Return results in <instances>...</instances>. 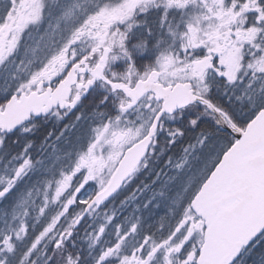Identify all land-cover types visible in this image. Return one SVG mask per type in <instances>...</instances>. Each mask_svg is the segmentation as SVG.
Segmentation results:
<instances>
[{"label":"snow or ice","instance_id":"6c2138e0","mask_svg":"<svg viewBox=\"0 0 264 264\" xmlns=\"http://www.w3.org/2000/svg\"><path fill=\"white\" fill-rule=\"evenodd\" d=\"M51 3L55 9L49 7L48 0H0V100L10 99L20 88H31L40 78L55 77L59 83L74 66L78 69L73 73L78 89L76 98L68 105L70 112L59 114L55 132L50 133L47 126L39 135L26 131L23 142L17 141L7 151L10 134L19 121L5 126L9 135L0 143V167L5 172L0 175V264H155L158 258L162 264H171L173 249H168L167 254L161 252L167 241L149 247L153 233L140 235L144 223L140 217L163 220L162 213L167 212L168 205L165 189L169 187L168 181L175 178L170 173L183 169L193 154L204 155L214 139L212 130L228 133L230 127H235L239 119L237 108L250 110L253 119H264V43H257L243 54L232 48L218 49L213 54L204 45L198 50H193L190 43L178 46L176 37L190 41L199 31L201 21L207 19L189 10L197 5V0H134L131 4L125 0H85L84 4L79 0H51ZM114 10L123 14H113ZM29 41L44 43L39 59L29 58ZM32 51L35 53V49ZM177 61L182 67L176 68ZM25 64L31 68L22 72ZM173 80L193 83L177 82L173 86ZM28 98L30 94L22 100ZM145 99H154L159 106L142 104ZM39 111L47 112L48 107ZM89 115L93 126L87 129L91 141L86 153H77L75 159L71 153L67 154L72 162L69 167L75 166L73 189L78 194L73 196L68 191V181L73 177L65 174L67 161L45 153L52 161L49 165L35 148L37 143L51 145L55 141L58 145L64 137L76 135L80 122ZM166 121L170 125L158 131ZM122 124L127 131H120ZM110 130L120 146L138 141L137 162L147 155L148 147H154V155L143 160V171L148 170L152 159L156 160V171L152 173L156 179L149 190L160 200L138 201L139 217L123 231L122 225L112 218L111 225L116 228L110 239L104 227L99 228L100 235L93 237L89 233V258L85 260L83 250H76L77 235L68 228L59 231L56 222L77 207L87 213L93 205L107 208L114 200L129 199L131 185L122 191L119 181L93 198L97 184L90 181L96 180L107 166V161L102 155L97 157L95 150L100 145L115 147L107 135ZM161 136L166 140L165 146H153V138ZM50 151L54 153L57 149L51 147ZM89 161L98 167L89 164L85 169ZM133 173L138 174L134 177L138 183L143 172L136 163L124 175ZM54 184L58 185L51 199L54 218L46 224L41 217L50 211L48 189ZM41 188L44 199L40 214L31 223L30 208L37 204L32 199L33 192L39 194ZM66 196L71 199L55 215L57 202ZM154 207L155 214L151 215ZM87 220L84 215L75 224L82 228ZM102 235L105 243L98 245ZM232 264H264V231L238 248Z\"/></svg>","mask_w":264,"mask_h":264},{"label":"flooded vegetation","instance_id":"af4514ba","mask_svg":"<svg viewBox=\"0 0 264 264\" xmlns=\"http://www.w3.org/2000/svg\"><path fill=\"white\" fill-rule=\"evenodd\" d=\"M206 5L204 8L206 9V14H208L207 19L210 21L216 20L217 26L222 27H232L235 28L238 32V39L241 43L245 42V33L246 30L245 22L250 21L254 24L258 22L262 24V19H257L254 14L246 15L249 11H246V1L245 0H201ZM198 2L197 5L189 10L194 12L196 15H199L198 12ZM132 2L130 1L129 4ZM259 8L264 12V1L260 0ZM55 5L51 6L50 8L55 9ZM116 8L118 5L115 6ZM241 11H244L242 13ZM235 14L236 17L229 18L228 15ZM264 19V17H263ZM140 23V22H139ZM222 35H226L228 40H231L233 35H229L228 32H221L217 33L216 35H205L199 36V31L188 39L181 40L180 38L176 37V43L179 46L180 44H189L191 45L193 50H198L199 43L203 45H207L212 47L214 44H218L220 41V37ZM31 44V48L29 49L28 56L29 58L36 60L39 59L43 55V49L45 47L43 42L37 44L36 41H29ZM32 49H35V53H33ZM209 51L214 53V49H210ZM148 63V62H145ZM182 65L179 61L176 63V68H180ZM31 68L30 64H25L22 67V72H26L27 69ZM72 74L77 73L78 69L74 66L72 69ZM71 72L68 76H66L63 80L59 83L55 82V77L48 79L47 77L40 78L35 85H32L31 88H20L16 92L13 93L12 97L8 100H0V109L4 110L6 104L12 99L15 98L19 101L25 95L34 94L38 97V107H37V115H39V121H36V117H31V120L28 124L22 126L18 131L16 130L13 137V144L17 145V141L23 142V136L27 133L39 135L42 128L45 126L48 127L49 132L53 133L59 127V114H67L70 112V107L68 105L71 104L72 100L77 94V87L74 84L70 90V83H71ZM171 79V78H170ZM184 83V84H192V80H183V81H176L173 80V86L175 83ZM71 94V96H70ZM2 95V93H0ZM55 101V102H53ZM61 102H64V106H61ZM153 104V106H159L158 102L154 99H145L142 101V104ZM49 107L51 110L50 112H41L39 111L42 107ZM194 111V106L192 107ZM151 110L149 109L148 112ZM148 112L145 113V116H148ZM128 128L126 125L122 124L120 127V131H127ZM165 130V123L164 128L158 129V131ZM108 137L113 140L115 147L108 146V145H100L97 147L96 155L97 157L103 156L104 159L107 161V166L101 170L99 177L90 182H94L97 184V188L93 193L94 196L98 195L101 191H103L112 180L113 175L117 171L122 159L124 158L125 154L128 150L132 149L137 142L132 143H125L123 146H120L119 141L115 136L112 134V130L107 133ZM47 139V138H45ZM68 139V137H64L59 144L57 145L55 141L52 142L53 145L60 147L63 146L64 142ZM165 139L161 136L159 139L153 138L152 144L155 147H161L164 144ZM43 146L47 145L46 143H41ZM86 150L80 152L81 155L85 154ZM154 155V147L150 146L147 148V155L139 160L137 163V167L143 172V175L140 177L139 182L137 183L134 179L138 174L133 173L129 175L127 180L121 186V190H127L129 185H131L130 197L129 199L124 200L123 202L113 201L109 206H114L115 211L118 213V218L120 219V224L122 225L123 229H128L133 223L136 222V218L139 217V210H140V203L143 202L148 198H155L156 200H160V197H154V191L149 190L151 185L154 183L156 177L152 175L154 171H156V160L152 159L150 161V167L146 172L143 171L144 163L143 160L147 159L148 157H152ZM158 155V153H156ZM111 156V159L108 157ZM92 164L91 161L85 164V169H87L88 165ZM92 167L96 168L98 165L92 164ZM66 172L65 174L68 176H72L73 180L68 181V191L73 192V196L77 195L73 189V181L75 180V166L65 167ZM164 179V177H161ZM78 183H83L80 181ZM57 187L58 185H53L52 187ZM82 190V189H81ZM166 194L169 193V190L165 189ZM172 195V194H170ZM68 199L71 197H65L62 199L64 204H67ZM173 197L168 199L167 205V212L162 213L163 215V223L166 227V232L169 233V237L165 238L164 235H160L162 228L157 225L155 226L154 231L156 232V237L149 240V247H153L155 244L162 243L167 241L165 244V248L161 249L162 253L167 254L168 249H173L170 255L171 264H196L197 253L199 249V245L201 239L204 234V225L203 222L192 212L190 208V203H185L183 205H175L173 203ZM129 205V212L128 209H121L119 211V207H125ZM69 208L73 207V205H68ZM83 208L77 207L75 211L72 212H65L63 216H61V220H64L63 230L68 228L71 220L74 219L75 216L82 210ZM102 207L94 206L91 208L88 214V220L83 224L81 228L80 225L77 228H80V231L77 233L76 231H72L77 235V239L74 242L76 244V250H83V255L86 258V255L89 256V249L87 248V244L91 243V241L87 240V235L90 233L93 236L95 229L91 228L92 225L100 219V212ZM156 208H153V212L151 215H154ZM77 218V217H76ZM142 221H144L141 229L140 235L142 236L144 233L149 232L152 229L156 219H151L149 216L140 217ZM159 218H157L158 220ZM160 220V219H159ZM100 227H102L100 225ZM61 230V231H63ZM114 234V232H113ZM112 234V236H113ZM99 245V244H98ZM155 264H162L161 259H157Z\"/></svg>","mask_w":264,"mask_h":264},{"label":"water","instance_id":"95a60500","mask_svg":"<svg viewBox=\"0 0 264 264\" xmlns=\"http://www.w3.org/2000/svg\"><path fill=\"white\" fill-rule=\"evenodd\" d=\"M236 138L195 202L207 226L199 264H232L238 248L264 230V119Z\"/></svg>","mask_w":264,"mask_h":264},{"label":"rangeland","instance_id":"374dc122","mask_svg":"<svg viewBox=\"0 0 264 264\" xmlns=\"http://www.w3.org/2000/svg\"><path fill=\"white\" fill-rule=\"evenodd\" d=\"M130 1L132 3L134 2V0H125V3L129 4ZM245 1H246V9L245 10L249 11L246 15H250V13H251V14H254L257 19H262V24H260L259 22L257 24H255V25L259 26V31L256 29L253 33V36H252V34L246 35V41H248L250 39V37H252L251 39L253 40V42L249 46V49H251L254 45H256L257 43H260V39L264 40V19H263L264 12H263V10L258 8V6H257L258 0H245ZM79 2L81 4H84L85 0H79ZM120 7H122V6L118 5L117 8H120ZM241 12L245 14L244 11H241ZM113 14L122 15L123 12L116 13L114 10ZM202 17H206L205 13L202 15ZM228 17L234 18V17H236V15L231 14V15H228ZM152 20H150V22ZM237 42L238 41H236L235 37L233 36L232 40H230V42L225 43L222 46H218V48L219 49L232 48L233 50H236L237 49ZM200 45H203V44L199 43L198 49H199ZM210 49H212V47L208 48L207 51H209ZM242 95H243V93H242ZM249 112H250V110L243 109L238 113V117L240 119L243 117V115H244V117L245 116L250 117V114L249 115L247 114ZM213 142H214V144H213ZM226 148H227V145L223 141H221V140L216 141L215 139H213L212 143L205 150L203 156H198L197 154H193V156L189 157L188 164L185 165V167L182 169V171L184 172V176H182L183 186H191L198 178H200L204 174V171L207 168H209L208 170H212L216 165V164L214 165V163L216 162V160L218 159V157L222 153V149L224 151V149H226ZM219 152H220V154H219ZM110 223H111V221L107 222V225H109Z\"/></svg>","mask_w":264,"mask_h":264}]
</instances>
